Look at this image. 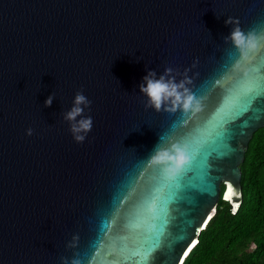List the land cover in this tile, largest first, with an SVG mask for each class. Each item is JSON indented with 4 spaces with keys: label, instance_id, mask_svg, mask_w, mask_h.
Instances as JSON below:
<instances>
[{
    "label": "water",
    "instance_id": "water-1",
    "mask_svg": "<svg viewBox=\"0 0 264 264\" xmlns=\"http://www.w3.org/2000/svg\"><path fill=\"white\" fill-rule=\"evenodd\" d=\"M227 17L260 33L264 0H0V264H180L220 197L237 212L240 164L264 125V98L232 112L222 93L226 73L243 78L249 65L264 83V41L241 60L223 39ZM166 68L191 81L195 114L145 106L142 77ZM78 91L93 121L82 143L63 119ZM221 108L231 118L227 147L197 152L199 166H185L154 220L142 166L160 141L196 132ZM146 235L160 242L145 261Z\"/></svg>",
    "mask_w": 264,
    "mask_h": 264
},
{
    "label": "trees",
    "instance_id": "trees-1",
    "mask_svg": "<svg viewBox=\"0 0 264 264\" xmlns=\"http://www.w3.org/2000/svg\"><path fill=\"white\" fill-rule=\"evenodd\" d=\"M240 168L242 204L233 213L220 197L183 264H264V125L253 133Z\"/></svg>",
    "mask_w": 264,
    "mask_h": 264
},
{
    "label": "clouds",
    "instance_id": "clouds-1",
    "mask_svg": "<svg viewBox=\"0 0 264 264\" xmlns=\"http://www.w3.org/2000/svg\"><path fill=\"white\" fill-rule=\"evenodd\" d=\"M224 24L231 25V30L223 39L237 50L241 60L245 59L247 53L255 49L259 42L264 41V31L245 33L239 27V22L231 17H227ZM171 72V68H166L164 74L157 76L154 71L148 70L142 77L138 89L139 93L146 99L145 106L157 112L163 106L169 112L181 111L195 114L200 109V100L194 97L187 87L191 81L187 77L177 81L169 75ZM52 98L49 96L44 101L45 106L51 105ZM90 105L91 101L82 91H78L73 96L72 106L63 114V119L69 125L68 131L76 143H82L92 129V117L84 115L85 109L89 108ZM32 131L31 128L26 129V135H32ZM187 162L186 146L171 140L160 141L147 159L149 165L159 166L161 174L164 176L175 175ZM72 264H79V261L74 260Z\"/></svg>",
    "mask_w": 264,
    "mask_h": 264
},
{
    "label": "snow or ice",
    "instance_id": "snow-or-ice-1",
    "mask_svg": "<svg viewBox=\"0 0 264 264\" xmlns=\"http://www.w3.org/2000/svg\"><path fill=\"white\" fill-rule=\"evenodd\" d=\"M249 67L250 71L243 78H241L239 74L233 75L231 73H226L228 78L232 80V84L229 86L230 91L222 94L226 96L225 104H231L232 112L241 104L247 103L250 107L254 101L264 98V83H262L257 76V73L261 70L260 66L257 64L249 65ZM206 91V89H199L194 91V94H196L197 96H204L206 94ZM218 111L223 112V108ZM229 123H231L229 113L223 112V115H220L218 119L202 122L196 132L183 134L177 142L186 146L188 162L184 164L180 171L173 176L162 175L159 166L149 165L147 162L146 165L142 166L144 167V171L141 174L150 178L151 180L150 187L147 190L145 204L154 205V220L157 219V216L155 214L160 202L167 200L170 193H174L178 188L182 186V173L186 170L185 166L190 164L191 167L199 166L196 153L203 151L205 146L209 142L213 145L219 144L221 147H227V144L224 143V139L226 135H228L229 130L227 128V125ZM202 131L207 133L208 139H204L202 137ZM189 153H192V155H190ZM139 171L140 169H138V172ZM211 218L212 217L209 216L208 220L204 221V224L207 225L208 221L211 220ZM163 223L165 228V226L168 224V220L165 218ZM199 231L200 229H197V232ZM162 234L163 232H161L160 235ZM149 235L144 236L140 241V246L145 249V261L147 259V256L159 245L160 242L159 238H157L156 241L150 245ZM197 243L198 242L196 240L192 241L191 245L188 246V250L184 252L185 257ZM122 251H125V249H122ZM138 254V252H132L129 255L125 256L124 260L126 262L130 261L131 256ZM179 259L180 264H183V258L179 257ZM86 264H88V260L86 261ZM135 264H141V262L136 261Z\"/></svg>",
    "mask_w": 264,
    "mask_h": 264
},
{
    "label": "bare ground",
    "instance_id": "bare-ground-1",
    "mask_svg": "<svg viewBox=\"0 0 264 264\" xmlns=\"http://www.w3.org/2000/svg\"><path fill=\"white\" fill-rule=\"evenodd\" d=\"M184 258H185V256H184Z\"/></svg>",
    "mask_w": 264,
    "mask_h": 264
}]
</instances>
